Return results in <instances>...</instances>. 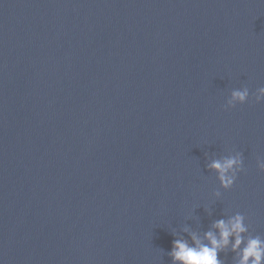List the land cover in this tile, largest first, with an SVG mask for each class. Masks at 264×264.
Listing matches in <instances>:
<instances>
[{
    "label": "water",
    "instance_id": "obj_1",
    "mask_svg": "<svg viewBox=\"0 0 264 264\" xmlns=\"http://www.w3.org/2000/svg\"><path fill=\"white\" fill-rule=\"evenodd\" d=\"M241 87H264V0H0V264H171L174 231L236 212L264 237ZM235 152L224 191L206 166Z\"/></svg>",
    "mask_w": 264,
    "mask_h": 264
},
{
    "label": "clouds",
    "instance_id": "obj_2",
    "mask_svg": "<svg viewBox=\"0 0 264 264\" xmlns=\"http://www.w3.org/2000/svg\"><path fill=\"white\" fill-rule=\"evenodd\" d=\"M252 102H264V87L257 88L251 95L248 87L231 90L224 109L229 110L237 104ZM206 167L208 171L216 174L220 188L228 191L233 187L238 174L244 171L242 154L235 152L212 158ZM256 167L264 173V158H257ZM212 196L221 199L222 193L216 190ZM249 229L246 216L240 212L214 220L202 236L185 226L182 231L188 233L191 242L174 231L176 238L172 240V247L167 255L171 258V264H225L218 256L220 253L231 252L232 264H264V237L253 235Z\"/></svg>",
    "mask_w": 264,
    "mask_h": 264
}]
</instances>
